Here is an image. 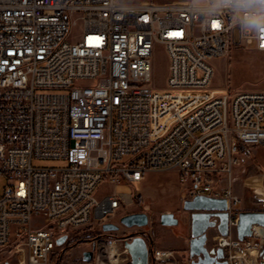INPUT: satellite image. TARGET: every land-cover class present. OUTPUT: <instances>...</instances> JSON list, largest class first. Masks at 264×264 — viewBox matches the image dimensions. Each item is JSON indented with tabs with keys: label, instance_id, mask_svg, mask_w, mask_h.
<instances>
[{
	"label": "built area",
	"instance_id": "built-area-1",
	"mask_svg": "<svg viewBox=\"0 0 264 264\" xmlns=\"http://www.w3.org/2000/svg\"><path fill=\"white\" fill-rule=\"evenodd\" d=\"M262 15L260 0H0V251L11 249L17 264H64L60 237L66 245L89 226L107 234L103 225L136 204L134 183L175 170L184 200H227L229 234L215 241L228 264H261L264 227L238 239L241 199L231 186L264 146V90L210 85L211 60L231 47L264 52ZM157 45L170 60L165 88L153 84ZM102 184L113 192L98 199ZM140 229L120 241L150 238ZM113 242L99 239L91 264L107 262L99 245Z\"/></svg>",
	"mask_w": 264,
	"mask_h": 264
},
{
	"label": "rangeland",
	"instance_id": "rangeland-1",
	"mask_svg": "<svg viewBox=\"0 0 264 264\" xmlns=\"http://www.w3.org/2000/svg\"><path fill=\"white\" fill-rule=\"evenodd\" d=\"M116 1L119 3H141L144 1L153 3H179L182 1L190 2L193 0ZM80 34L81 28L76 27L73 30V35L70 41L75 42ZM211 63L214 67V78L210 85L212 88L264 90V52L256 51L253 45L249 46L247 49L241 47H231L227 56L211 60ZM169 64L170 60L165 47L157 45L153 52V84L156 88L167 87ZM251 152L252 159L243 162L234 170L231 188L233 193L241 199V211H263L264 197L262 198L255 195L251 189L245 186V183L250 179H256L260 175H264V146H259L254 151L251 150ZM56 164L57 163L54 161L44 160H36L34 162V165L37 167H51ZM222 184H226V182L224 181ZM3 185V183L0 184V192ZM185 186L186 185L181 182L179 174L175 170L147 172L143 182H136L132 185L133 190L135 192L138 191V193L135 194L139 196V199L135 200L136 204L126 210L123 216L134 213H146L149 216L150 222L148 226L140 229V232L151 228V232L149 233L150 238L156 241L159 247L172 250L180 246L186 250L189 246L188 238L190 234V213L184 211L183 209L184 199L182 198V193L185 190ZM112 192L113 186L102 184L96 190L95 196L96 198L101 199L105 195L111 194ZM166 210L172 211L179 219L181 223L179 228L176 229L177 226H161L159 222L160 215ZM120 219L121 216H118L114 222L120 225ZM43 224L49 225V222L45 221L43 218H35L33 220V225L35 226H41ZM120 227V230L127 231L124 226L120 225ZM176 231H178V237L174 233ZM110 234L111 233H100V230L97 229L93 232V229L90 226L83 228L69 240L68 244L58 248L60 250L58 256L60 257L62 255V258H65V255H67V252L70 250V255H72V257H68V260L65 259L66 263L64 264H84L82 260V253L84 251L93 250L94 248L95 253V245L96 243H99V239L117 240L116 242H113V244H109V246H117L120 254L119 256H121L123 253L117 244L119 241L117 237L115 238L114 236H109ZM213 235V230H210L208 233V246L216 245V241L212 245ZM106 245L107 244L104 243L99 245L100 248H104V257H107V252H109V247L107 248L108 251L105 250V247H107ZM65 248H67V251L63 252V249ZM187 256L188 255L185 254V258ZM59 257L55 259L57 262ZM0 264H17L16 255L13 254L11 249H4L3 251H0Z\"/></svg>",
	"mask_w": 264,
	"mask_h": 264
},
{
	"label": "water",
	"instance_id": "water-1",
	"mask_svg": "<svg viewBox=\"0 0 264 264\" xmlns=\"http://www.w3.org/2000/svg\"><path fill=\"white\" fill-rule=\"evenodd\" d=\"M183 209L190 213L189 258L191 264H228L225 260V253L222 248L208 246V233L215 230L220 236H228V212L227 200L207 196H195L193 199L183 201ZM150 222L146 213H134L121 217L120 225L126 229L144 228ZM159 222L165 227H175L179 219L174 213H162ZM120 225L105 223L102 227L105 233L119 232ZM264 227V211H241L237 225V237L240 241L249 238L253 234V226ZM67 236L57 240L61 247L67 241ZM124 248L128 251L131 264H150L153 262L151 250L146 239L142 236L128 235L123 237ZM95 249V248H94ZM94 249L83 253V261L91 264L94 256ZM261 264H264V249L261 251Z\"/></svg>",
	"mask_w": 264,
	"mask_h": 264
},
{
	"label": "crops",
	"instance_id": "crops-1",
	"mask_svg": "<svg viewBox=\"0 0 264 264\" xmlns=\"http://www.w3.org/2000/svg\"><path fill=\"white\" fill-rule=\"evenodd\" d=\"M193 1H195V2H203L204 0H193ZM182 2H186V1H182ZM163 3H174V2H163ZM218 90H221V89H218ZM255 149L256 148H253L252 151H254ZM246 161H249V160H246ZM246 161H244V162H246ZM263 180H264L263 175H260L256 179L254 178V179H250V180L246 181L245 186L247 188L251 189L255 195H257L258 197H262L263 198L264 197ZM164 213H173V212L170 211V210H166V211H164ZM163 227H165V226H163ZM189 227H190V224H189ZM177 228H179V226H177L176 229ZM150 230H151V228H148L146 231H144V233H147L149 235V233L151 232ZM127 232H130V229L129 230L127 229V231L120 230L119 232H111V234L109 235V236H114L115 238L117 237V239L119 241L117 244L119 245V247H120L121 250L124 248V245H123L124 242L120 241V238L123 235H125ZM177 232L178 231H176L174 233L178 237L179 235H177L178 234ZM213 232H214V235H213V238H212V245L215 242L216 237L218 236V233L215 230H213ZM190 238H191V231H190V234H189L188 243L190 241ZM146 241H147V243H148L149 248H150L151 251L154 250V249H156V250H167V251H171L172 253H174V259H173V261H171V262H169L167 264H191V261H190V258H189V254H188L189 253V246H188V248L186 250H185V248H181L180 246L179 247H176V248H174L172 250H170L168 248L159 247L158 246V243L156 241H154L153 239H151V238H147ZM209 247H211V245H209ZM84 252H86V251H84ZM67 253L68 254L65 255L67 257V258L65 257L66 260H68V257H72V255H70V250ZM83 253H82V260H83ZM185 254L188 255L186 258H185ZM119 261L122 264H131L130 255H129V257H127L125 255L123 257H120V260ZM125 262H127V263H125ZM150 264H157V263H154V262L150 261Z\"/></svg>",
	"mask_w": 264,
	"mask_h": 264
},
{
	"label": "bare ground",
	"instance_id": "bare-ground-1",
	"mask_svg": "<svg viewBox=\"0 0 264 264\" xmlns=\"http://www.w3.org/2000/svg\"><path fill=\"white\" fill-rule=\"evenodd\" d=\"M120 190H127V188H119ZM113 244V243H112ZM107 246V248H108V250H109V258H110V260L108 261V262H102V264H115V263H117L118 262V260H119V258L118 257H120L119 255V251H118V248H117V246H112V247H110L109 245H106Z\"/></svg>",
	"mask_w": 264,
	"mask_h": 264
},
{
	"label": "trees",
	"instance_id": "trees-1",
	"mask_svg": "<svg viewBox=\"0 0 264 264\" xmlns=\"http://www.w3.org/2000/svg\"><path fill=\"white\" fill-rule=\"evenodd\" d=\"M134 197H135V200H138L139 199V196H137L136 194H134ZM67 248H65V252L67 251Z\"/></svg>",
	"mask_w": 264,
	"mask_h": 264
},
{
	"label": "clouds",
	"instance_id": "clouds-1",
	"mask_svg": "<svg viewBox=\"0 0 264 264\" xmlns=\"http://www.w3.org/2000/svg\"><path fill=\"white\" fill-rule=\"evenodd\" d=\"M261 4H264V0H260ZM261 19H264V15L261 16Z\"/></svg>",
	"mask_w": 264,
	"mask_h": 264
},
{
	"label": "flooded vegetation",
	"instance_id": "flooded-vegetation-1",
	"mask_svg": "<svg viewBox=\"0 0 264 264\" xmlns=\"http://www.w3.org/2000/svg\"><path fill=\"white\" fill-rule=\"evenodd\" d=\"M181 225V223H180V221H179V224H178V226H180ZM214 246V245H213ZM213 246H211V247H213Z\"/></svg>",
	"mask_w": 264,
	"mask_h": 264
}]
</instances>
